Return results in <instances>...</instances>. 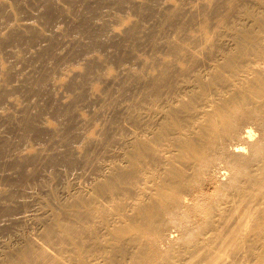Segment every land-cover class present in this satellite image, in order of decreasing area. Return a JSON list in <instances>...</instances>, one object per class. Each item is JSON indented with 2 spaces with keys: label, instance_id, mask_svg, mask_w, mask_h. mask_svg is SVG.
<instances>
[{
  "label": "rangeland",
  "instance_id": "1",
  "mask_svg": "<svg viewBox=\"0 0 264 264\" xmlns=\"http://www.w3.org/2000/svg\"><path fill=\"white\" fill-rule=\"evenodd\" d=\"M202 1L0 0V264L48 230L67 240L56 245L63 256L73 251L70 228L85 247L98 245L117 202L107 201L109 188L92 198V178L134 153L133 109L153 55L175 35H225L260 8ZM219 15L228 17L225 28ZM120 195L128 208L132 193Z\"/></svg>",
  "mask_w": 264,
  "mask_h": 264
},
{
  "label": "bare ground",
  "instance_id": "2",
  "mask_svg": "<svg viewBox=\"0 0 264 264\" xmlns=\"http://www.w3.org/2000/svg\"><path fill=\"white\" fill-rule=\"evenodd\" d=\"M251 1L259 10L225 35H175L154 52L133 109L134 153L92 178V198L109 188L117 202L98 245L70 228L63 256L67 240L48 230L10 264H264V0ZM117 192L132 193L128 208Z\"/></svg>",
  "mask_w": 264,
  "mask_h": 264
}]
</instances>
